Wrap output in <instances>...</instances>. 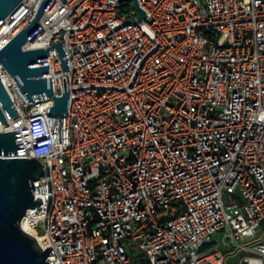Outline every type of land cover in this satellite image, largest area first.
<instances>
[{"label": "built area", "instance_id": "1", "mask_svg": "<svg viewBox=\"0 0 264 264\" xmlns=\"http://www.w3.org/2000/svg\"><path fill=\"white\" fill-rule=\"evenodd\" d=\"M40 1L0 23V48ZM135 1L51 0L39 18L23 48L65 28L69 69L53 45L45 62L66 115L0 63L17 111L0 131L22 142L7 156L44 169L20 225L50 264H264V0Z\"/></svg>", "mask_w": 264, "mask_h": 264}, {"label": "water", "instance_id": "2", "mask_svg": "<svg viewBox=\"0 0 264 264\" xmlns=\"http://www.w3.org/2000/svg\"><path fill=\"white\" fill-rule=\"evenodd\" d=\"M51 0H41L30 20L0 48V63L11 75L27 101H38L52 98L53 104L45 111L58 116L66 115L69 101V87L61 91L60 95L53 93L51 76L49 74L48 49L53 45L62 71L69 69L68 60L62 58L66 54L62 46L64 27L61 33L63 41H56L47 48L25 49L24 43L32 37L40 27L38 20ZM135 1V0H134ZM22 0H0V23L13 12ZM141 12L139 19L144 17V11L137 5ZM47 76V77H46ZM3 109L7 116L17 113L9 98L0 78V120L5 122ZM16 130V129H15ZM0 131V264H50L46 257L51 246L42 250L36 238L24 230L20 220L29 208L39 210L41 199L34 197V181L44 175L43 164L40 159L29 156L10 157L7 154H16L22 142H16L21 137L20 131ZM37 190L44 192L43 185H35ZM55 254V253H54ZM50 260V259H49ZM54 264V263H53Z\"/></svg>", "mask_w": 264, "mask_h": 264}, {"label": "rangeland", "instance_id": "3", "mask_svg": "<svg viewBox=\"0 0 264 264\" xmlns=\"http://www.w3.org/2000/svg\"><path fill=\"white\" fill-rule=\"evenodd\" d=\"M130 2H131V4H132V6L134 5V1L133 0H130ZM218 238V235L216 234V233H214L212 236H211V239H213V240H216ZM234 255H233V257H231V256H228L227 258H228V260L230 259V258H236V257H238V256H240V252H234L233 253Z\"/></svg>", "mask_w": 264, "mask_h": 264}, {"label": "bare ground", "instance_id": "4", "mask_svg": "<svg viewBox=\"0 0 264 264\" xmlns=\"http://www.w3.org/2000/svg\"><path fill=\"white\" fill-rule=\"evenodd\" d=\"M22 228H23L24 230H26L27 232H29V233L32 232V231H30V230L28 229V227H27L26 225H23ZM30 234H31V233H30Z\"/></svg>", "mask_w": 264, "mask_h": 264}]
</instances>
